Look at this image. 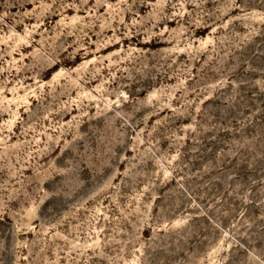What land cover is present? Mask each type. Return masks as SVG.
Listing matches in <instances>:
<instances>
[{
  "label": "rangeland",
  "instance_id": "obj_1",
  "mask_svg": "<svg viewBox=\"0 0 264 264\" xmlns=\"http://www.w3.org/2000/svg\"><path fill=\"white\" fill-rule=\"evenodd\" d=\"M0 264H264V0H0Z\"/></svg>",
  "mask_w": 264,
  "mask_h": 264
}]
</instances>
